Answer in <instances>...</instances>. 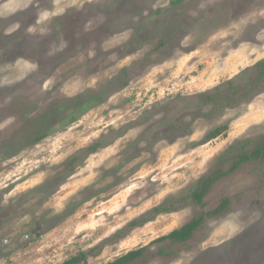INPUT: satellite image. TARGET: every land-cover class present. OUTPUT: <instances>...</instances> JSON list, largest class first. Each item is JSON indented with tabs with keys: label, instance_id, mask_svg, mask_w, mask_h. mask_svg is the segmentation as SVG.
Instances as JSON below:
<instances>
[{
	"label": "rangeland",
	"instance_id": "rangeland-1",
	"mask_svg": "<svg viewBox=\"0 0 264 264\" xmlns=\"http://www.w3.org/2000/svg\"><path fill=\"white\" fill-rule=\"evenodd\" d=\"M263 60L264 0H0V264H264V159L189 198L263 141Z\"/></svg>",
	"mask_w": 264,
	"mask_h": 264
},
{
	"label": "trees",
	"instance_id": "trees-1",
	"mask_svg": "<svg viewBox=\"0 0 264 264\" xmlns=\"http://www.w3.org/2000/svg\"><path fill=\"white\" fill-rule=\"evenodd\" d=\"M258 64H264V60L260 61ZM220 128H215L211 131H209L207 138L210 139L212 137H215L219 134ZM263 141H259L256 143V145L249 151L244 152L240 151L237 154L227 155L225 154V157L230 158L231 163L228 169L221 170L219 168H215L211 170L209 173L202 175L198 178V180L195 182L194 187L189 192V198L192 202L203 204V199L205 195L210 191L213 184L218 181L222 176L225 174H228L235 168H237L240 164L243 162L252 160V159H264V138ZM251 140L246 139L245 143L242 144V149L244 150L247 148V146L250 144ZM238 148V147H237ZM234 146H231L229 150L237 149ZM238 150V149H237ZM227 204V199H223V201L213 210L208 212V215L211 214H217L221 212L224 209V206ZM168 209H172L171 207L168 208L167 205H156L152 208L154 211V215L162 212V211H168ZM203 216H197L189 220L188 222L184 223L179 228L172 229L167 234L162 235L160 237H157L154 242L163 241L166 239H170L172 241H178L183 242L187 241L193 234V232L200 226L203 222ZM131 224H135V221H132ZM145 247H139L136 249L129 250L120 256L116 257L115 259L111 261H107L103 264H128L132 262L134 259H136L139 255L142 254ZM87 252L80 251L75 255L70 256L69 258L63 260L59 264H84L86 261Z\"/></svg>",
	"mask_w": 264,
	"mask_h": 264
},
{
	"label": "flooded vegetation",
	"instance_id": "flooded-vegetation-1",
	"mask_svg": "<svg viewBox=\"0 0 264 264\" xmlns=\"http://www.w3.org/2000/svg\"><path fill=\"white\" fill-rule=\"evenodd\" d=\"M62 109H63V107H62ZM60 112H62V110H60ZM47 113V114H46ZM45 114H44V116H43V119H45V120H43L44 122H48L49 121V117H51L52 116V111H47ZM51 126H53V125H50L49 127H48V129H50L51 128ZM47 129V130H48ZM46 133H47V131H42V130H40V131H38V133L36 134V137L35 138H39L40 136H42V135H46Z\"/></svg>",
	"mask_w": 264,
	"mask_h": 264
}]
</instances>
